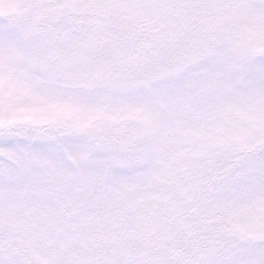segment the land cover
<instances>
[{
    "label": "snow or ice",
    "instance_id": "snow-or-ice-1",
    "mask_svg": "<svg viewBox=\"0 0 264 264\" xmlns=\"http://www.w3.org/2000/svg\"><path fill=\"white\" fill-rule=\"evenodd\" d=\"M0 264H264V0H0Z\"/></svg>",
    "mask_w": 264,
    "mask_h": 264
}]
</instances>
